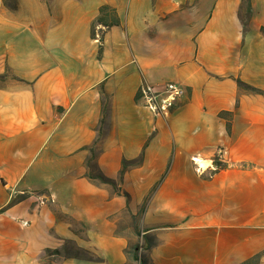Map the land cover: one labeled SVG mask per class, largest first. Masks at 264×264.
<instances>
[{"label":"crops","instance_id":"obj_1","mask_svg":"<svg viewBox=\"0 0 264 264\" xmlns=\"http://www.w3.org/2000/svg\"><path fill=\"white\" fill-rule=\"evenodd\" d=\"M17 3L0 0V264H128L124 214L153 264H264V0ZM104 5L121 23L94 38ZM169 83L186 95L155 115L142 89Z\"/></svg>","mask_w":264,"mask_h":264},{"label":"trees","instance_id":"obj_2","mask_svg":"<svg viewBox=\"0 0 264 264\" xmlns=\"http://www.w3.org/2000/svg\"><path fill=\"white\" fill-rule=\"evenodd\" d=\"M247 5H248V13L249 15H251V3L250 0H246ZM17 4V3H16ZM120 19L118 17V14L116 12V9L109 6V5H104L100 8V13H99V17L96 19V21H94L93 25H92V36L95 38L96 37V26L97 25H101L106 29L113 27V26H119L120 25ZM103 29L100 30V41L103 40ZM102 50H100L101 53ZM239 87L240 89L247 91L249 93L252 94H263V92L261 90H258L252 86L246 85L245 83L239 81ZM104 99H105V104H104V113L107 112V110L109 109V105H110V98L109 96L104 93ZM106 116L104 115V118L102 119V126L105 125L106 122ZM101 132V131H100ZM100 141V139H98V141H96V143H98ZM141 163L140 162H124L123 164V168L122 171L120 173V181L123 180V177L126 173V171L128 170L129 166L131 165H138ZM88 177L91 180H97L99 181L101 184H105V185H112L116 191L117 194L121 195L122 192L118 189L116 183L112 180L107 179L101 172H99V175L97 176H89ZM123 195V194H122ZM124 196L129 199V195L127 193H124ZM134 223H137L136 218H133ZM119 234V233H118ZM141 233L138 232L137 235H140ZM145 240L146 245L144 244H140V243H136L134 245L129 244L128 247L125 250V255L128 258V264L130 262H134L137 264H153L150 260L149 254L151 252V250L154 248L155 246V242H153L152 239H150L149 237L144 236L143 237ZM141 251H146L148 253V258L143 259L140 257V253ZM262 254H258L255 255L254 257L246 260L245 262H243L242 264H260L261 260H262Z\"/></svg>","mask_w":264,"mask_h":264},{"label":"built area","instance_id":"obj_3","mask_svg":"<svg viewBox=\"0 0 264 264\" xmlns=\"http://www.w3.org/2000/svg\"><path fill=\"white\" fill-rule=\"evenodd\" d=\"M185 95V88L176 83H169L162 91H155L152 87L142 89L144 106L158 116H166Z\"/></svg>","mask_w":264,"mask_h":264},{"label":"rangeland","instance_id":"obj_4","mask_svg":"<svg viewBox=\"0 0 264 264\" xmlns=\"http://www.w3.org/2000/svg\"><path fill=\"white\" fill-rule=\"evenodd\" d=\"M2 1L6 7L11 8V9L16 8L17 4H18L17 3L18 0H2ZM9 77H10V74L0 76V85L3 84ZM94 157L95 156L90 153V156H89L88 161H87L88 165H89V173H88L89 176L90 175L91 176L99 175V171L97 170L96 165H95V161H94L95 158ZM138 232H140V231H139L138 227L136 226V224L134 223V221L131 220L127 214L122 215V217L119 221L118 233L128 237L130 239L131 245H134L136 243L146 245L143 236L141 234L137 235ZM149 238L152 239L153 242H155L154 237L150 236ZM140 257L143 259H145V258L147 259L148 253L146 251H141ZM129 264H137V263L130 262Z\"/></svg>","mask_w":264,"mask_h":264}]
</instances>
